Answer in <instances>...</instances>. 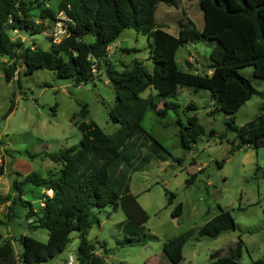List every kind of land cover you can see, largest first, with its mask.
Instances as JSON below:
<instances>
[{
  "label": "trees",
  "instance_id": "trees-1",
  "mask_svg": "<svg viewBox=\"0 0 264 264\" xmlns=\"http://www.w3.org/2000/svg\"><path fill=\"white\" fill-rule=\"evenodd\" d=\"M159 1L175 2L57 0L52 5V0H0V56L7 59L3 66L6 79L18 73V66H24L25 72L44 67L52 70L56 77L70 79L75 84L87 83L97 74L92 70L95 62L98 70L103 68L113 87L114 104L108 115L111 121L119 124L115 131L106 133L95 120L85 119L88 109L83 103L79 111L82 119L77 123L82 132L78 143L46 153L48 158L60 164L58 168L48 169L45 175L35 170L22 174L14 169L7 173L11 176L10 190L0 193V204L8 201L10 211L6 215L19 217V208H24L26 220L30 219L28 225L45 227L48 234L46 240L21 234L18 240L22 249L16 252L13 240L0 232V264L45 262L64 250L72 230H77L79 235L76 258L80 264H107L87 238L89 227L98 220L96 211L107 205L120 207L129 229L141 226L149 218L136 195L129 190L128 183L118 191L110 181L115 178L111 168L113 161L119 156H128L129 152L124 154L123 151L135 134L143 131L141 119L146 108L155 106L152 96H139L150 84L161 99L172 93L178 83L209 89L217 108L228 116L226 125L237 132V146L264 145V110L241 125L229 120L253 94H262L239 68L252 65L253 76L264 80V0H198L203 14L202 26L197 27L186 16V21H179L177 34L155 21ZM60 11L66 17L67 35L59 41H53L50 33L49 47L42 48L23 38L24 34L42 32L53 25ZM126 28L141 31L149 38V54L154 62L151 72L136 59L122 69L111 59L108 47ZM199 37L215 41L208 54L209 72L183 69L175 59L179 45ZM178 106L176 101L166 102V108L174 111ZM186 106L197 108L193 101ZM11 109L12 106L8 112ZM203 132L204 126L197 114H191L187 122L179 124L181 145L190 148ZM35 154L30 153L31 156ZM223 162L224 159L219 161V165ZM4 173L5 166L1 161L0 175ZM191 179L192 176L186 181ZM35 189L42 192L34 193ZM29 191L32 194L27 198L25 194ZM165 193L171 203L174 193L167 189ZM38 199L41 202L34 201ZM181 210L179 201L171 214L178 215ZM234 227L235 220L229 210L220 207L217 214L197 229V235L215 237ZM193 233L194 228H189L162 243V251L172 264H179L183 258V245ZM140 241L139 235H126L120 243ZM242 247L243 241L239 238L225 254L221 249H214L205 264H264V257L240 261Z\"/></svg>",
  "mask_w": 264,
  "mask_h": 264
},
{
  "label": "rangeland",
  "instance_id": "rangeland-1",
  "mask_svg": "<svg viewBox=\"0 0 264 264\" xmlns=\"http://www.w3.org/2000/svg\"><path fill=\"white\" fill-rule=\"evenodd\" d=\"M56 1L52 0V5ZM186 16L197 27L202 26L203 14L198 0L159 1L156 5L155 21L174 34L178 32L179 21H186ZM52 27L24 34L23 38L28 43L34 41L37 46L48 48ZM214 43L205 37L185 40L176 49L175 59L183 69L209 72L208 54ZM121 47L135 50L124 51ZM108 50L119 69L136 59L146 70H153L149 38L141 31L124 29ZM5 63L7 59L0 56V162L5 166V173L0 175V193L3 194L10 190L11 176L7 173L11 170L22 174L35 170L45 175L48 169L60 166L46 153L78 143L82 132L77 123L82 119L79 111L83 103L88 109L85 119L95 120L106 133L119 127L109 119L114 90L103 68L96 71L93 80L75 84L70 79L56 77L52 70L44 67L25 72L24 66H18V73L6 79ZM252 68L245 65L239 70L251 78L262 94H253L232 115L229 120L233 119L236 125L246 123L264 110V80L254 77ZM139 96H152L155 106L146 108L141 119L143 131L135 134L123 151L124 154L129 152L128 156H119L113 161L111 168L115 178L110 182L118 191L128 183L149 218L141 226L129 229L120 207L107 205L97 210L98 220L87 231L94 251L104 256L107 264H172L162 251V243L194 228L193 236L183 245L179 264H205L212 250L223 249L227 253L229 246L235 245L239 238L243 241L240 261L264 257V145L237 146L236 130L226 125L228 116L217 108L207 88L178 83L172 93L161 99L150 84ZM167 101L178 102L177 111L166 108ZM190 101L196 103V109L186 106ZM193 113L204 126V132L186 148L180 143L178 129ZM30 153L36 154L31 156ZM222 159L224 162L219 165ZM190 176L192 179L187 182ZM165 189L174 193L171 203ZM40 192L41 189L34 191ZM179 201L182 210L174 216L171 210ZM7 204L8 201L0 204V232L13 240L16 252L22 249L18 240L21 234L47 239L45 227L28 225L30 219L26 220L24 208H19V217H8ZM220 207L229 210L235 227L215 237L198 236L197 229L217 214ZM126 235H139L141 241L120 243ZM78 243V231L72 230L62 252L45 262L32 264H66L71 253L75 257L73 264H80L76 258Z\"/></svg>",
  "mask_w": 264,
  "mask_h": 264
},
{
  "label": "built area",
  "instance_id": "built-area-1",
  "mask_svg": "<svg viewBox=\"0 0 264 264\" xmlns=\"http://www.w3.org/2000/svg\"><path fill=\"white\" fill-rule=\"evenodd\" d=\"M58 18L55 20L53 23L51 35L53 41H59L63 36L67 35V28H66V23L64 19L66 18L64 13L62 11L58 12ZM109 49V47H108ZM92 70L94 72L98 71L97 65L95 62L92 63ZM75 257L73 254H69L66 264H73ZM18 264H21L20 262Z\"/></svg>",
  "mask_w": 264,
  "mask_h": 264
},
{
  "label": "crops",
  "instance_id": "crops-1",
  "mask_svg": "<svg viewBox=\"0 0 264 264\" xmlns=\"http://www.w3.org/2000/svg\"><path fill=\"white\" fill-rule=\"evenodd\" d=\"M118 43H119V42H118ZM114 44H116V42H114ZM114 44H113V45H114ZM119 44H121V43H119ZM110 45H111V44H110ZM233 246H234V245H233ZM221 253H222V254H225V252H224L223 249H221Z\"/></svg>",
  "mask_w": 264,
  "mask_h": 264
}]
</instances>
